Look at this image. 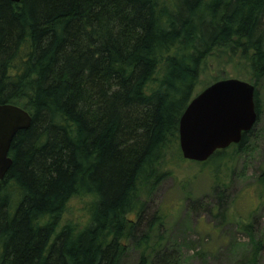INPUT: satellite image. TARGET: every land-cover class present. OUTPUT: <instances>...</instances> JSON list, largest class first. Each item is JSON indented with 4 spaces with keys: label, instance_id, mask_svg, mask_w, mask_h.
<instances>
[{
    "label": "trees",
    "instance_id": "trees-1",
    "mask_svg": "<svg viewBox=\"0 0 264 264\" xmlns=\"http://www.w3.org/2000/svg\"><path fill=\"white\" fill-rule=\"evenodd\" d=\"M209 60L249 76L258 120L264 0H0V104L31 115L0 179V264H121ZM252 129L203 161L212 183ZM163 214L148 218L136 264H172L177 248L149 244Z\"/></svg>",
    "mask_w": 264,
    "mask_h": 264
},
{
    "label": "rangeland",
    "instance_id": "rangeland-1",
    "mask_svg": "<svg viewBox=\"0 0 264 264\" xmlns=\"http://www.w3.org/2000/svg\"><path fill=\"white\" fill-rule=\"evenodd\" d=\"M231 77L253 82L233 64L217 66L209 60L194 94L216 79ZM258 91L259 118L245 150L235 153L227 168L224 165L223 182L212 183L209 165L184 159L179 145L166 157L159 169L160 178L150 182L140 195L142 218L133 237L123 240L121 264L137 263L140 247L136 241L146 231L148 218L161 213L163 223L154 229L149 244L161 236L157 250L177 248L175 258L169 261L172 264H250L255 255L257 263L264 264V79ZM83 205L73 200L67 216L80 219ZM135 214L134 209L129 219L137 221ZM246 224H251L252 234L241 229ZM254 243H261L256 252Z\"/></svg>",
    "mask_w": 264,
    "mask_h": 264
},
{
    "label": "water",
    "instance_id": "water-1",
    "mask_svg": "<svg viewBox=\"0 0 264 264\" xmlns=\"http://www.w3.org/2000/svg\"><path fill=\"white\" fill-rule=\"evenodd\" d=\"M16 3L20 0H12ZM255 85L236 77L220 78L187 103L178 123L179 149L184 159L202 162L241 141L258 114ZM31 115L17 104H0V179L12 163L10 144L16 132L30 126Z\"/></svg>",
    "mask_w": 264,
    "mask_h": 264
}]
</instances>
